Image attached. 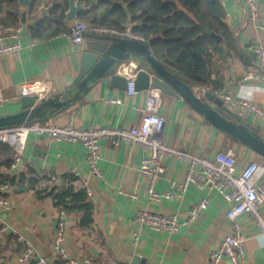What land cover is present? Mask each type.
Here are the masks:
<instances>
[{"label":"crops","instance_id":"1","mask_svg":"<svg viewBox=\"0 0 264 264\" xmlns=\"http://www.w3.org/2000/svg\"><path fill=\"white\" fill-rule=\"evenodd\" d=\"M50 1L43 0L38 6L43 3L48 5ZM15 4L3 5L0 10L1 24L23 20L14 10ZM84 4L88 5V0H84ZM24 8L21 6L20 9ZM225 10L226 22L241 48L252 59L245 61L236 50H232L230 55L214 61L212 77L221 84L219 88H225L233 96L252 97L264 104L263 84L252 80L240 82L248 71L256 67L255 53L248 51V43L264 44V29L260 28V23L264 25V2L259 22L250 21L245 0H226ZM43 21L45 23L37 24L35 19L27 20L21 54H10L0 59V116L22 109L19 102L23 96L21 87L28 81H49L56 92L48 94V97L60 93H63V99L74 97L79 89L72 85L80 74L83 53L104 39L88 35L82 45H74L62 34L63 31L54 32L61 21L55 23L48 16ZM74 21L65 22L62 19L67 28ZM137 65L136 61H126L116 73L128 77L135 72ZM127 90L128 83L124 89L99 81L67 107L38 120L44 125L73 121L85 127H129L140 120L148 89H137L133 95H129ZM116 96L122 101L108 100ZM161 112L167 119L164 138L180 150L209 157L221 150H233L241 168L251 160L264 161L251 147L209 123L184 99L163 93ZM243 116L259 126L264 135V121L260 117L249 113ZM1 143L12 147L15 159L18 152L15 147ZM100 152L99 167L103 178L93 173L82 142L54 141L49 134L32 133L23 147V160L18 167L13 166L15 161L12 165L0 164V174L6 177L26 173L23 182L10 184L9 190H0V196L10 200L0 216V225L9 227L0 235V264H35L34 260L21 262L18 258L27 241L53 261L59 259L53 242L61 219L65 225V246L70 255L81 262L91 259L97 264H134V256L139 254L147 257V264H211L213 248L233 232L227 218L228 202L225 197L218 191L201 189L192 184L182 198L155 201L149 196L148 180L141 172L142 160L149 154L143 145L128 141L116 145L104 139ZM164 163L166 171L155 184L158 190L168 189L173 181L181 182L186 173L185 161L167 157ZM74 169L88 180V189L85 190L94 207L90 224L82 223L83 210L65 208L57 204L54 196L42 197L38 194L39 184L28 191L19 190L27 182L28 175L37 174L40 177L41 171L57 177L56 182L50 185L57 187L59 192L72 185L78 187ZM0 183L6 182L0 178ZM206 195L210 200L201 215L177 234L156 231L135 221L136 213L142 209L166 215H184ZM239 222L245 237L246 264H264V236L254 216L244 214ZM219 264L231 263L224 258Z\"/></svg>","mask_w":264,"mask_h":264},{"label":"built area","instance_id":"2","mask_svg":"<svg viewBox=\"0 0 264 264\" xmlns=\"http://www.w3.org/2000/svg\"><path fill=\"white\" fill-rule=\"evenodd\" d=\"M226 6V0H220ZM248 17L252 22H259L262 15V0H245ZM27 28L24 21L16 24L0 23V59L10 54L19 55L23 49L22 35ZM260 28L264 25L260 23ZM62 34L74 45H82L88 35L98 37H125L148 41L147 38L134 30L133 24L117 27L108 24L95 23L90 19L79 18L75 20ZM248 51L256 54V67L248 71L240 82L257 81L264 85V44L249 42ZM135 72L127 75L128 94L137 92ZM197 94L201 97L209 90L220 96L225 104L240 114H252L264 121V104L258 103L252 97L233 96L225 88L214 89L211 86L193 85ZM56 90L49 81H28L22 84L21 94L34 95L37 100L48 98V94ZM61 94V93H60ZM63 95V93H62ZM111 102H121L119 96L110 97ZM163 104V91L150 86L145 105L141 108L142 115L139 121L129 127L114 126H89L77 125L73 121L67 124L51 123L44 125L40 120L5 126L0 128V141L15 147L18 151L13 166L18 167L23 160V147L30 134H49L54 141L69 140L80 141L87 151V159L92 171L103 178L99 167L101 158V142L104 139L111 140L114 144L128 141L131 144H141L149 154L141 163V172L147 177L149 196L155 201L163 199L182 198L192 184L201 189L220 192L228 202L227 218L232 225L233 232L227 234L221 242L213 248L210 254L211 264H219L227 258L231 264H246L245 237L240 226V219L244 214H251L255 218L260 233L264 236V161L251 160L241 168L238 157L233 150L218 151L212 157L200 156L192 152L180 150L169 144L164 138L166 116L161 112ZM176 157L185 161L186 173L181 182L173 181L165 190H158L155 184L159 177L166 171L165 159ZM78 177V187L88 189V180L74 169ZM57 177L46 171H41L38 187L44 188L51 182H56ZM10 183H0V190H9ZM209 197L203 196L199 202L193 205L189 211L182 214H160L150 210H139L135 215V221L169 235H174L189 226L201 215L209 202ZM10 204L5 196H0V216ZM8 225H0V235L8 230ZM56 255L61 258V264H97L91 259L81 262L70 255L65 246V225L63 220L58 222V228L53 242ZM21 262L35 261V264H55L53 259L39 253L31 241L26 242V247L18 253Z\"/></svg>","mask_w":264,"mask_h":264},{"label":"trees","instance_id":"3","mask_svg":"<svg viewBox=\"0 0 264 264\" xmlns=\"http://www.w3.org/2000/svg\"><path fill=\"white\" fill-rule=\"evenodd\" d=\"M16 1L0 0V10ZM88 4L92 8L80 15L82 19L117 27L134 23V30L147 38L154 55L193 85L219 88L221 84L212 77L214 61L230 55L232 50L245 61L252 59L226 22V10L220 0H88ZM60 21L54 32L67 29ZM206 26L222 35L223 40L219 42ZM12 153V147L0 141V164L12 165ZM0 178L15 185L25 180L26 173L18 177L0 174ZM37 192L42 197L54 196L57 204L65 208L83 210L82 223H91L94 207L85 189L72 185L59 192L57 187L48 185Z\"/></svg>","mask_w":264,"mask_h":264},{"label":"water","instance_id":"4","mask_svg":"<svg viewBox=\"0 0 264 264\" xmlns=\"http://www.w3.org/2000/svg\"><path fill=\"white\" fill-rule=\"evenodd\" d=\"M37 1L17 0V3L19 6L31 8ZM52 6L53 3L49 6L43 4L39 8V12L43 16H49ZM91 8L92 4L86 5L84 0H69V8L64 21L77 20L82 13L90 11ZM1 20L2 17L0 16ZM206 30L219 42L223 40L222 35L207 26ZM126 61H136L139 64L136 76L137 89H149L153 85L160 88L165 94L186 100L209 123L248 145L264 158V135L260 132L259 126L252 124L242 114L229 108L224 100L213 91L209 90L203 97L199 96L192 83L186 81L181 74L169 69L164 62L154 55L148 41L125 37H105L93 49L83 53L80 74L72 85L79 89L74 97L63 99L61 93L58 96L43 98L38 101L34 95L22 96L19 99V102L22 103V109L1 115L0 128L49 116L56 110L67 107L99 81L126 89L127 77L116 73L118 67ZM39 181L40 177L37 174H30L27 177V182L19 190L28 191L37 186ZM133 262L134 264H147L148 260L147 257L137 254L134 256ZM54 263L61 264L62 261L57 258Z\"/></svg>","mask_w":264,"mask_h":264},{"label":"flooded vegetation","instance_id":"5","mask_svg":"<svg viewBox=\"0 0 264 264\" xmlns=\"http://www.w3.org/2000/svg\"><path fill=\"white\" fill-rule=\"evenodd\" d=\"M41 1L43 0H38L31 8L25 7L24 9H20L21 6L16 3V9L14 10H17V12H19L22 19H24V22H27V20L30 19H35L37 24L45 23V21H43V18H45V16H42V14L39 12L40 5L38 6V4ZM51 3H53V6L50 10V15L48 16L49 19L55 23L62 19L64 20V18L66 17V12L69 8V0H52L50 1V3H48L47 6H49V4Z\"/></svg>","mask_w":264,"mask_h":264}]
</instances>
